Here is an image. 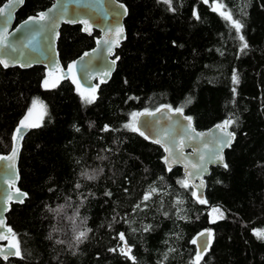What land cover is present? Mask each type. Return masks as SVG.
I'll use <instances>...</instances> for the list:
<instances>
[{
    "label": "trees",
    "instance_id": "1",
    "mask_svg": "<svg viewBox=\"0 0 264 264\" xmlns=\"http://www.w3.org/2000/svg\"><path fill=\"white\" fill-rule=\"evenodd\" d=\"M122 1L129 7L127 38L115 73L98 84L91 104L73 78L45 88L43 65L0 66V152L11 149L28 111L43 107L19 161L28 196L8 212L21 257L0 264H194L199 248L191 241L205 230L211 241L199 264H264V240L254 235L264 231V0H216L245 25L249 47L243 53L230 23L213 11V0H172L175 11L163 0ZM51 3L26 0L16 22ZM99 33L64 24L63 63L94 46ZM162 105L183 107L198 128L235 121L228 167H212L206 204L191 195L196 189L190 183L187 189L177 183L186 178L182 167L167 171L163 146L124 128L132 113ZM104 125L110 130L102 131ZM85 172L97 178L88 180ZM214 206L224 210L223 218L210 219ZM74 215L81 231L91 229L79 245ZM120 232L135 262L120 253Z\"/></svg>",
    "mask_w": 264,
    "mask_h": 264
},
{
    "label": "water",
    "instance_id": "2",
    "mask_svg": "<svg viewBox=\"0 0 264 264\" xmlns=\"http://www.w3.org/2000/svg\"><path fill=\"white\" fill-rule=\"evenodd\" d=\"M25 2L26 0H23V3L21 4L18 0H5L0 6V8H3L10 3L12 4L11 8H6L5 15L0 16V32H3L4 29L7 28L6 44L11 46L7 50L0 47V59L8 60L10 67L20 66L21 64L25 65L22 68L43 65L47 73L55 72L60 79L73 78L79 81L80 89L83 93L86 92V89L95 88L98 84L108 82L112 78L118 66V49L127 38L126 18L129 14V7L124 1L52 0V3L46 8L30 14L19 22H16L18 11ZM57 4L66 8V12L62 18H59L60 9H56L51 13L53 17L58 18L54 29L49 30L48 28H45L44 32H30L27 30L18 31L21 29L23 22L29 17L35 16L41 11H48ZM120 4L126 7L127 12L126 14L121 15L118 19H113L112 9ZM9 11L11 12V18L5 23V17ZM73 19L77 22H67ZM84 20L88 21V25L82 23ZM66 23L80 24L82 30L90 25V34L96 29L100 31L99 35L96 36L94 46L83 51L68 65L63 63L59 50L60 31L62 26ZM29 27H31V25H29ZM118 27H123L124 29L119 37L115 35V29ZM86 33L89 34V32ZM106 39L117 41V43L111 45V52H109L107 46L103 44V41ZM98 41H100V43H98ZM12 49H15V51H12ZM85 53H88V55L85 56ZM82 57L83 59H81ZM74 62V73L69 72L68 66ZM149 111L155 112V109ZM25 117H27L26 120ZM25 117L22 118L16 126V128L21 127L20 134H16L14 130L13 136L16 135L17 138L15 141L12 139L11 149L6 153L0 152V157H11L13 156V149H15V156L13 159H0V220L3 221V223H0V237H7V239L0 240L1 260H8L15 257L10 254L15 251L10 245L17 244V242L14 237L15 230L8 223V212L13 203H21L17 198L19 194L16 193V189L18 188L21 193L28 194V192L20 185L21 173L19 161L24 138L34 127H22L20 122L25 120V124L27 125H37L38 122L29 118L28 115ZM183 117L189 116L184 111L182 114H176L165 108L161 112H156L155 116H139L137 119V126H139L140 122H147L146 126L141 128V131H144L152 140H164L168 147H173L174 151H181L180 148L174 147V143L178 144L180 139L183 138V160L179 164L171 165V167H182L184 174L186 171L196 173V175H193L189 179V183L197 186L202 185V187L198 188V191L202 193L203 197L207 176L211 173L213 166L226 163V153L230 147L223 148L220 151L219 155L223 157L221 163L207 164L206 170L203 173H199L198 169H191L190 167L186 169L185 165L199 164V158L201 155L207 159L209 153L215 150V137L220 134L216 130V125L222 123H215L207 128H198L195 123L191 121V129H189L186 134L185 127L188 122L184 120ZM177 120L180 121V124L176 123ZM181 125H184V127ZM228 130L234 131L231 125ZM166 133L167 136L165 135ZM160 145L164 147V145ZM205 145H207V147H205ZM167 155L168 153L165 152V156ZM9 196L12 197L11 200H9ZM26 198L27 197L23 198V202ZM9 229H11V231H9ZM209 232L211 233L210 230H205L201 232L205 233L204 236H200L201 233L196 236L195 240L197 241L198 248L204 241H209L210 244L211 236L209 237ZM199 251H201L200 248ZM5 257L7 258L5 259Z\"/></svg>",
    "mask_w": 264,
    "mask_h": 264
},
{
    "label": "snow or ice",
    "instance_id": "3",
    "mask_svg": "<svg viewBox=\"0 0 264 264\" xmlns=\"http://www.w3.org/2000/svg\"><path fill=\"white\" fill-rule=\"evenodd\" d=\"M18 2L22 4L23 0H18ZM163 2L170 6L169 10L175 11V9L171 7L172 0H163ZM204 3H208V0H204ZM11 7H12V4L10 3L9 5H6L5 7L0 8V16H4L6 8H11ZM226 7L227 6L224 4H217L215 7H213V11L218 12L221 17H223L225 20H227L230 23V26L234 29L235 38L240 42L239 50L241 53H243L245 51V49H247L249 47V45L245 39V36L243 34V29H244L245 25L243 23H241L239 20L233 19V16H232L230 11H223L222 10ZM56 9H60L59 18H62L64 13L66 12V8H64L60 4H57V5H54L53 8L49 9L48 11H41V12L37 13L35 16L29 17L27 20H25L23 22L21 29H19L18 31L27 30L30 32H44L45 28H48L49 30L54 29L56 26L58 18L53 17L51 15V13ZM126 12H127L126 7L122 4H120L117 7H114L112 9V18L118 19L121 15L126 14ZM194 16L197 19H199V15L197 13H194ZM10 18H11V12L9 11V12H7V15L5 17V23H7V20ZM41 22H47V23H41ZM67 22L76 23L77 21L73 19V20H69ZM82 23L85 25H88L87 20L82 21ZM29 25H31V27H29ZM90 28H91V26L89 25L88 27L84 28L83 30L86 32H89V34H90ZM123 31H124L123 27H118L115 29V35L117 37H119L123 33ZM6 41H7V28H5L3 32H0V47H3L5 50H7L11 47L10 45L6 44ZM98 43H100V41H98ZM114 43H117V41L107 40V39L103 41V44L105 46H107L109 52H111V50H112L111 45ZM12 51H15V49H12ZM84 55L87 56L88 53H85ZM81 59H83V57ZM117 59H119V58L117 57ZM0 66H3L4 68H8V67H10V63L8 60L0 59ZM20 66L23 67L25 65L21 64ZM74 69H75V62L68 66L69 72L74 73ZM49 74H51V73H49ZM231 79H232V83L234 85L239 84V76H238V73L235 69L233 70ZM73 83L77 84V89L79 90L80 89L79 81L73 80ZM44 87L45 88L55 87V84L50 85L48 79L46 78L44 81ZM98 87L99 86L97 85V87H95V88L86 89L85 91H87L89 93L88 96H83V93H81L86 104H91L96 99V91H97ZM232 92L235 95L236 89L233 88ZM190 102L191 101L189 100L188 103H190ZM33 103H35V101ZM165 108L169 109L170 111H172L176 114H182L183 113V107H176L173 109L170 105H162L161 107L155 109V112L145 109L144 112H142V113H135V112L132 113L131 121L129 123L125 124L124 128L128 129L132 132L139 133V135L144 137L145 139H150L149 136L145 135L144 131H141V128L145 127L147 122H140L139 126H137V119L139 116H142V115L143 116H155L156 112H161ZM169 118H171V117H169ZM26 119H27V117H25V120ZM183 119L188 122L187 126L185 127V133L187 134L188 130L191 129L192 118L191 117H183ZM25 120H22L20 122L22 127H36L37 126V125H27V124H25ZM176 123L180 124V121L177 120ZM234 123H235L234 120L229 119V120H225L222 124L216 125V130L220 134L215 137V144H216L215 150L209 153L207 159H205V157L203 155H201L199 158L200 159L199 164L185 165L186 169L190 167L191 169H198L199 173H203L206 170L207 164L221 163L223 161V157L219 155L220 151L223 148L230 147L231 144L233 143V141L235 140V132L228 130L229 126L234 124ZM181 126L184 127V125H181ZM109 130H110L109 125H104L102 131H109ZM20 132H21V127H17L15 129V133L20 134ZM165 135L167 136V133ZM201 135H203V134H201ZM16 138H17V136L14 135L13 140L15 141ZM154 142L156 144L164 145V150H165V152L168 153V155L163 157V160H164L165 164L169 165V167L167 168V171L171 172L172 171L171 165L179 164L183 160V152H182V147H183V143H184L183 138L180 139L178 144L174 143V147L180 148L181 151H174L173 147H168L167 143L164 140L155 139ZM205 147H207V145H205ZM14 156H15V149H13V156H11V157H0V159L11 160L14 158ZM223 166L225 168H227L228 164L223 163ZM81 175L86 177V179H88V180H95L97 178L95 174L89 175L86 172L82 173ZM193 175H196V173L186 171V173H185L186 178L182 181H177V183H180L184 188L187 189L190 186L189 179ZM76 187L79 188L80 185L77 184ZM191 187L193 189H197V190H193L191 192V195L200 204H206L207 201L202 198V193H200L198 191V188L202 187V185L197 186L195 184H192ZM125 191H127V189H125ZM154 192H155V189L153 188L150 193H147L144 195L143 199L145 201L148 200L150 195ZM16 193L19 194L17 198H18L19 202H21V203L23 202V198L27 197V195H28L27 193H21L18 188L16 189ZM111 195H112L111 192H105V196L110 197ZM11 199H12V197L9 196V200H11ZM139 207H140V205L137 204L136 208L138 209ZM214 211H218V209H216ZM164 214L167 215V212H165ZM219 218H223L222 213L220 214ZM0 223H3V221L0 220ZM151 230H152L151 225H147L144 227L145 232H149ZM9 231H11V229H9ZM90 231H91V229H88L87 231H80L76 236V241H77L76 245H79L84 240H86L87 236H88V232H90ZM204 235H205V233L200 234V236H204ZM208 235L210 237L211 233L209 232ZM254 235L257 237V239L264 240V231L254 230ZM2 239H7V237H0V240H2ZM49 239H51V235H49ZM118 239L123 242V247H121L119 249L120 253L122 255L126 256L128 259L135 262L136 258L131 255L132 247L128 244L125 233L124 232L118 233ZM57 243H59V241H57ZM191 243L195 245L197 243V241L194 239L191 241ZM10 247L15 249V251L10 253L11 255L21 257V252H20L18 244H12V245H10ZM208 247H209V241H204L199 245V248L201 249V251L197 252L194 264H199V261L201 259L202 254L206 253L208 251ZM109 251L115 252V251H117V249L113 248V249H109ZM6 258L7 257H5V259Z\"/></svg>",
    "mask_w": 264,
    "mask_h": 264
},
{
    "label": "rangeland",
    "instance_id": "4",
    "mask_svg": "<svg viewBox=\"0 0 264 264\" xmlns=\"http://www.w3.org/2000/svg\"><path fill=\"white\" fill-rule=\"evenodd\" d=\"M208 1H210V0H208ZM212 3L215 5L222 4L216 0H213ZM222 10L227 11V10H225V8ZM46 78L48 79L50 85L51 84H57L58 81L60 80V78L58 77V75L55 72H51V74L47 73L45 79ZM85 93H88V92L86 91V92H84V94ZM42 113H43V107L37 103V104H35V106L31 110L28 111L27 115L29 116V118L39 122L41 120ZM216 209H218V211H214ZM221 213L224 214V210L220 206H214L209 212L210 219L211 220L218 219ZM72 223L74 226L73 233H75L77 236V234L82 230V225H83L82 221H81L80 217L74 215L73 219H72Z\"/></svg>",
    "mask_w": 264,
    "mask_h": 264
}]
</instances>
